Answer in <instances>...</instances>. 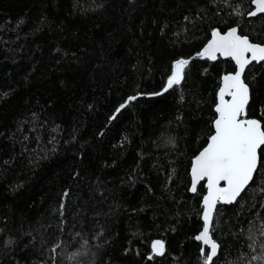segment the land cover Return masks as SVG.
Here are the masks:
<instances>
[{
  "label": "trees",
  "instance_id": "16d2710c",
  "mask_svg": "<svg viewBox=\"0 0 264 264\" xmlns=\"http://www.w3.org/2000/svg\"><path fill=\"white\" fill-rule=\"evenodd\" d=\"M253 1L0 0V264H264V147L215 214L211 263L196 240L205 182L191 193L236 70L197 56L215 29L264 45ZM245 82L264 128V63Z\"/></svg>",
  "mask_w": 264,
  "mask_h": 264
},
{
  "label": "snow or ice",
  "instance_id": "6c2138e0",
  "mask_svg": "<svg viewBox=\"0 0 264 264\" xmlns=\"http://www.w3.org/2000/svg\"><path fill=\"white\" fill-rule=\"evenodd\" d=\"M254 2L256 9L249 15L264 13V0ZM217 54L231 58L238 68L234 74L223 76V87L218 93L219 103L215 108L218 116L214 120V134L210 136L207 146L194 158L191 167V191L196 192L201 181L205 182L206 188V195L203 197L202 234L196 237L210 248V253L205 257L206 261H211L218 250V245L210 238L216 206L218 203L235 202L249 186L257 170L258 149L264 145V128L261 123L256 119L244 118L247 116L249 87L242 79L247 66L253 62H264V46L251 43L247 36L239 35L235 28L226 34L214 30L211 40L199 55L216 60ZM187 63L183 59L174 63L163 92L181 83ZM226 96L231 99H225ZM129 99L133 100L135 97ZM222 183L224 186H221ZM163 249V242H153L152 250L155 255H162Z\"/></svg>",
  "mask_w": 264,
  "mask_h": 264
},
{
  "label": "water",
  "instance_id": "95a60500",
  "mask_svg": "<svg viewBox=\"0 0 264 264\" xmlns=\"http://www.w3.org/2000/svg\"><path fill=\"white\" fill-rule=\"evenodd\" d=\"M252 6H253V10H252V11H255V9H256V4H255L254 1H253V3H252ZM252 11H251V12H252ZM261 15H264V13H257L255 16H250V15H249L248 17H249L250 19H252V18L259 17V16H261ZM234 28L237 29V30H238V34L241 35V33H240V31H239V28H238V27H234ZM231 29H233V28H231ZM215 30H218L221 34H226L230 29L227 30V31L224 32V33H222L219 29H215ZM241 36H243V35H241ZM211 38H212V35H211ZM211 38H210V40H211ZM248 38H249V37H248ZM210 40H209V41H210ZM249 40H250V38H249ZM209 41L207 42V44L209 43ZM250 42L253 43L251 40H250ZM207 44L203 47V49L201 50V52L204 50V48L207 46ZM253 44L261 45V44H257V43H253ZM261 46H264V45H261ZM201 52H200V53H201ZM200 53H199V54H200ZM199 54H198L197 58H199V59H203V60H209V61H211V62H216L219 58L222 59L223 61L231 60V58H229V57H222V56H219V54H217V59H216V60H210V59H208V58H206V57H201ZM249 55H250V54H249ZM233 63H234V61H233ZM261 63H264V62H260V63L253 62L251 65H249V66L246 67L245 72H244V74H243V76H242V79L244 80V82H245V74H246L248 68H249L250 66H252L253 64H261ZM234 65H235V63H234ZM235 67H236V70H235V72H236L238 66L235 65ZM235 72L228 73V74H234ZM225 75H226V74H225ZM223 76H224V75H223ZM223 76H222V79H221L220 89L223 87ZM245 83H246V82H245ZM246 85H247V83H246ZM247 86H248V85H247ZM248 87H249V86H248ZM220 89H219V90H220ZM218 93H219V91H218ZM225 99H231V98L228 97V96H226ZM250 101H251V90H250V87H249V102H248V105L246 106V113H247V110H248V107H249ZM218 103H219V100H218ZM217 105H218V104H217ZM217 105H216V107H217ZM216 107H215V108H216ZM216 115L218 116L217 113H216ZM216 118H217V117H216ZM244 118H247V116L244 117ZM248 119H255V118H248ZM256 120H258V119H256ZM258 121H259V120H258ZM259 122H260V121H259ZM260 123H261V122H260ZM261 125H262V123H261ZM262 128H263V126H262ZM209 142H210V139H209ZM209 142H208V143H209ZM263 147H264V145H262V146L260 147V149H258L257 170H256V172L254 173V178H255V175H256V173H257V171H258V168H259V165H260V151H261V149H262ZM254 178H253V180H254ZM191 179H192V177H191ZM253 180L250 182L249 186L251 185V183L253 182ZM202 182H204V181H201V182L197 185V189H198V186H199ZM221 186H224L223 183H222ZM249 186H247V188H248ZM247 188L245 189V191L247 190ZM245 191H244V192H245ZM196 192H197V191H196ZM196 192L191 191L192 194H196ZM244 192H242V193L240 194V196L237 197L236 201L233 202V203H230V204H222V203H218L217 206H216V207H217V210H218V208H219L220 205H224V206H231V205H234V204H235V203L241 198V196L243 195ZM202 205H203V202H202ZM203 211H204V208H203ZM216 212H217V211H215V212L213 213V221H214V217H215ZM202 220H203V214H202ZM211 230H212V227L210 228V238L212 239L213 242H215V241L213 240V238H212ZM200 234H202V232H201ZM200 234H199V235H200ZM196 237H197V236H196ZM196 240H197V239H196ZM197 241H198V240H197ZM198 242L201 243V245H202L203 253L205 252V249H206V248H208L209 251H210V248H209L208 246L203 245V242H202V241H198ZM215 243H216V242H215ZM216 244H217V243H216ZM217 245H218L217 255H216L215 257H213L212 260L209 261V263H211V262H212V261H213V260L219 255L220 246H219V244H217Z\"/></svg>",
  "mask_w": 264,
  "mask_h": 264
}]
</instances>
